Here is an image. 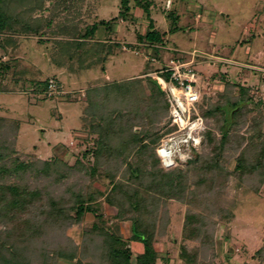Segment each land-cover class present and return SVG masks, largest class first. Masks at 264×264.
I'll list each match as a JSON object with an SVG mask.
<instances>
[{
  "label": "rangeland",
  "instance_id": "374dc122",
  "mask_svg": "<svg viewBox=\"0 0 264 264\" xmlns=\"http://www.w3.org/2000/svg\"><path fill=\"white\" fill-rule=\"evenodd\" d=\"M128 7L3 0L12 27L0 32V165L29 163L20 181L41 196L24 217L30 229L4 221L0 229L28 237L22 250L31 264H107L101 236L90 232L95 214L76 223L62 215L75 218L82 192L103 213L104 228L129 240L134 261L143 250L130 239L139 218L154 235L157 264H264V180L237 168L241 153L249 161L264 140V0H129ZM151 24L161 34L156 44L144 39ZM172 61L197 71L192 120L200 119L191 138L150 84ZM217 107L229 108L230 126ZM166 141L174 144L169 165L159 154ZM161 168L176 170L181 185L156 191ZM189 214L197 235L187 229ZM71 252V260L60 257Z\"/></svg>",
  "mask_w": 264,
  "mask_h": 264
},
{
  "label": "trees",
  "instance_id": "16d2710c",
  "mask_svg": "<svg viewBox=\"0 0 264 264\" xmlns=\"http://www.w3.org/2000/svg\"><path fill=\"white\" fill-rule=\"evenodd\" d=\"M121 1L125 6L124 10H128L129 0ZM11 27L10 17L3 8V0H0V32L6 30V28ZM95 28L96 26L92 28L93 31ZM140 38L143 39L142 36H140ZM144 39L150 44H156L157 42H161L162 38L160 32L154 27V25L151 24L150 30L144 36ZM1 46L2 45L0 42V48ZM160 76L169 80L171 77V72L164 69ZM45 84L47 86L48 83L45 82ZM150 84L153 91L159 93L162 97H164L167 108H169L170 103L168 100L167 92L159 83L158 78L154 77L153 79H151ZM231 105L232 108H235L238 105V102L234 101L231 103ZM221 108L222 107H217V109L224 111V115H226V117H224V121L226 122L225 126L226 124L227 126H230L232 119L231 111L226 107L223 109ZM174 126L176 127V125ZM207 132L210 139L212 133L209 131ZM228 135L229 127L222 130V139L224 140L226 137H228ZM258 139H263L261 134L258 136ZM256 147L257 150H255L254 155L250 157L249 161L246 158L245 152L241 153L238 159L239 163L237 165V168L242 177L255 174L259 176L260 182H263L264 140L263 142L261 141V144L257 145ZM45 165L46 167H50V162L46 161ZM29 167L30 164L27 162H19L13 168L5 166L3 164L0 165V222H6L7 226L11 224L12 226L15 225V228H22L25 226L26 228L30 229L31 227L27 226L29 225V223H31V221H24V217L30 214V212H33L34 209L38 208L39 203L37 202L40 200L41 194L39 189H34L28 184L22 183L20 181ZM46 167L43 170H47ZM158 171H160L158 172L159 175H155V178L153 180L155 182L156 191H159V189L164 191V189H167L166 187L172 188L174 184L181 185L182 182L181 180H179L180 177H177V179H172V172H176V170L170 172L168 171L169 173H164L163 169L161 168ZM13 174H15V176L18 178L17 180L19 181L16 180L11 183L6 182L5 177L7 175L9 176ZM118 188H122L121 184L114 185L113 190H116ZM130 197L131 196H129V199H131ZM107 202L110 204H114L112 203L110 198H107ZM72 208H74L75 210V218L63 213V210L60 209L57 210V213H63L62 215L67 219L69 218L70 222L72 223L79 222L87 212H92L95 214L96 222H94L90 232L92 234L101 236L102 246L106 255L105 257L108 261L107 264H157L159 253L154 246V235L152 232H148L147 228L142 229L139 218H133V234L130 239H132L133 241L141 242L143 245V250L137 254L134 261L132 254L133 252L130 247L129 240L125 239L120 233L116 234L104 228L103 221H105V218L103 216V213H101L97 207H94L89 202L85 201L82 192L76 195L74 206ZM53 215H56V212L54 213L52 211L47 213V216L45 218L46 221L47 218L50 219ZM121 218H123V213L119 209L117 219ZM197 220V216L194 214H189L187 216V229H191L190 232H192L194 235H197V233L199 232L196 225ZM6 229L8 230L9 228L6 227ZM5 230L3 231L0 229V264H31V262L25 258V255L23 254L24 251L22 250L24 241H27L28 237H25L23 233L22 236L21 234H19L18 236L13 238L14 235H12L10 231ZM32 234V236L36 235L34 232ZM74 256V252L61 253L60 255V257L66 258L68 260L73 259Z\"/></svg>",
  "mask_w": 264,
  "mask_h": 264
},
{
  "label": "built area",
  "instance_id": "2783aa9c",
  "mask_svg": "<svg viewBox=\"0 0 264 264\" xmlns=\"http://www.w3.org/2000/svg\"><path fill=\"white\" fill-rule=\"evenodd\" d=\"M166 71L171 72L169 80L164 77H158L159 83L166 90L168 100L170 102L171 115L173 122L183 129L190 128L189 136L191 138L193 132L198 129L196 124L198 121L192 120V109L200 100L201 93L197 85V71L189 63L172 61ZM53 81L50 82L49 88H53ZM196 121V122H195ZM189 138V137H188ZM174 144L166 141L159 150L165 165L173 162Z\"/></svg>",
  "mask_w": 264,
  "mask_h": 264
}]
</instances>
